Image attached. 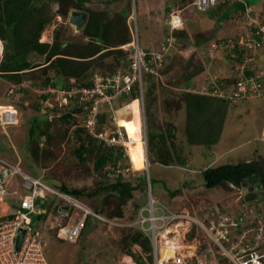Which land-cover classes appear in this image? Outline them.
Here are the masks:
<instances>
[{
	"label": "rangeland",
	"instance_id": "1",
	"mask_svg": "<svg viewBox=\"0 0 264 264\" xmlns=\"http://www.w3.org/2000/svg\"><path fill=\"white\" fill-rule=\"evenodd\" d=\"M162 1L161 7H151L152 10L157 11L158 18L156 24L159 29L153 41H148L153 44V51L161 47L160 43L162 44L163 42L161 39L165 35L163 23L167 17V13H165L164 8L168 5V0ZM245 1L241 0L242 5H238L231 16L227 15L225 19L218 17V20L223 23L220 27L216 23V25L214 24L215 27H213L214 25L209 27L211 30L213 29L211 31L214 34L213 37H218L221 40L240 39L241 36L246 37V35L257 30L254 24H249V17L253 19L257 17L256 20L260 22L259 25H264V0H248L250 6L254 7L255 10H248L245 6ZM226 4L233 6L237 2L232 3L230 0L228 3L223 2L219 6L220 9L215 11L219 14L222 13L227 8ZM258 5H260V9H258ZM125 7L128 8L129 13H133V11L136 13L139 42L143 47L144 40L148 39L147 33L144 32V22L146 21V24H149L147 19L148 9L144 12L143 18L139 0H128L125 2L124 0L113 2L109 0H92L85 6L88 10L97 12L107 11L113 16L119 12H123ZM57 8V5H53L48 10L49 15H52L53 18L51 17L50 24L44 29L40 42L51 43L54 34L58 33L60 40L66 42L69 46L86 44L89 38L84 36V28H78L76 23H70L69 21L71 12L74 10H70L67 17L63 19L53 15V12ZM174 9L177 8L173 7L171 10ZM258 12H260L259 16H255L254 13ZM208 26H210L209 23L191 25L189 31L192 33V36L178 43L180 46H177V50L174 49L167 58L162 75L154 78L151 82L150 85H153V88L150 91H146L148 84L147 77H143V102L141 103L139 97L134 98L129 101V105L121 106L122 109L116 111L120 115V119H123L122 123L125 129L124 127L122 128L127 135H131L129 139L132 142L140 141L138 140L139 133H141V138L145 136L146 148L144 147V153H141L142 144L136 145L135 152L130 153V158L122 157L116 165H111L110 163L99 173L93 171V160L81 164L73 153V150L79 145L74 136V131L75 128L82 127L80 117H75V121L63 123L59 120V117L63 114L62 112L58 115L46 117V115L34 109V102L37 96L35 89L38 88L32 85L30 79L37 81H42L46 77L53 79L52 72L43 75L42 71L38 70L25 74L24 79L27 81L22 83L26 84L29 88H27V92L22 96L13 91L11 95L14 96L13 99L8 97L9 89L13 83L0 75V114L4 111L13 113V110H16L18 115L16 125L0 126V158L12 163H19L24 172L33 177L41 178L49 186H53L54 184L57 186L64 185L70 190H80L83 196L78 199L92 211H99L100 215L107 219V221L112 222V224L90 223L83 230L79 240L71 244L57 239L56 228L53 227L54 221L52 218H48L46 215L43 220H37L36 216H32V226L34 231L37 230L39 232L47 264H128L127 260L134 262L131 257L126 255L128 239L125 237L133 234L135 230L143 228L139 224V216L141 214L143 217H147V207L151 197V200L160 203L171 213L186 214L200 221L218 216L219 212L227 213L232 218H236L235 216H238L239 213H245L243 216H247L249 210L253 209L257 211L256 207L258 206H251V204L244 202V198L250 193V189L247 186L239 189L234 187L207 189L203 183L201 172L206 168L246 161L245 154H248L257 144L254 140L246 141L251 139L250 134H254L259 127V124H257L260 123L259 118L262 115L264 116L263 109L251 110L246 105L251 100L264 98V72H262L264 69H258L259 67L256 66L262 85V90L259 94H247V97L244 98L233 97V93L236 91L235 85H237L241 74L240 71L236 70L238 69L237 65L240 64L230 61L234 55L229 56V52L224 54L216 52L210 57L208 50H210V44L213 41L208 44L202 43L200 46L194 45L195 37L200 34H194V32H200ZM262 41H264V35L262 36ZM0 42L3 49L0 55L1 64L5 43L1 40ZM263 47L264 42L260 49L252 55L254 58L252 64L256 65ZM120 49L124 53L127 52L129 54L130 52L129 46L125 48L120 47ZM113 56L104 60V67L98 65L96 67L97 70L101 71L105 68L110 72L124 70L121 67H117L116 59ZM28 59L32 64H41L44 61L43 57L36 54L29 55ZM200 69L201 73L192 75L190 87L187 89L185 76L200 71ZM207 70L210 73L219 74L217 76H210ZM231 81L234 82L231 83ZM226 84L229 85L228 88ZM211 85L214 89L217 86L226 87L227 92L232 94V98H230L228 113L223 123L219 142L208 150L200 146L188 144L185 134L186 114L184 94L187 91H192L216 97L211 94L212 91L209 89ZM15 87L17 88V86ZM254 116L258 117L257 123L254 122ZM249 118L253 119L254 123L250 122ZM34 119H36L40 128L45 127L44 120L47 119L51 124L50 131L58 139V141L53 140L49 142L48 138L44 136L40 140V147L47 145L49 149L44 150L39 147L37 155H33L30 148H27L28 132ZM148 121H150L153 131L157 134L161 133L166 137L167 133H172V142L175 148H177V153L187 158L184 167L176 164L166 166L156 163L158 157L153 152H149L151 145L147 141ZM164 141L167 149L172 153L171 142L167 141V139ZM156 144L157 141L153 143L154 147L152 146V151L156 149ZM45 146L43 147L45 148ZM249 160L261 161V158L254 154ZM130 163L134 169L129 167ZM115 169L120 171L123 179L131 180L134 184L142 177L146 178L145 183H143L144 185L132 192L133 198L124 204H121L115 191L108 190L94 194V191L101 185L100 180H104L105 183L112 180L113 175H115L113 174ZM19 184V179H15L12 185L8 186V193L10 195H4L0 202V217L12 214L13 211L11 210L16 207V202L12 201L17 198L15 194H12V191L16 190ZM17 191V196L29 194L27 190L20 189V187L17 188ZM53 202L54 197L47 196L44 203L42 205L39 203L38 206L40 209H48ZM204 215H206V218ZM238 226L241 232L247 229L243 228L242 224H238ZM147 227L148 223L144 225V228ZM169 230L170 233L167 234ZM157 234L160 236L158 237L157 244L160 253L164 251L169 252V254L175 253L183 256H191L193 254L201 256L208 249L213 254L218 251V248L210 237L190 224L188 226L182 223H177L176 225L171 223L168 226L165 224L159 229ZM166 238L168 240L172 239L176 245L171 248L168 247L165 243ZM161 240L164 241L161 242ZM225 246L228 247V245ZM131 250L136 254L143 251L138 245L132 246ZM145 253L144 251L142 252L144 256H146Z\"/></svg>",
	"mask_w": 264,
	"mask_h": 264
},
{
	"label": "built area",
	"instance_id": "2",
	"mask_svg": "<svg viewBox=\"0 0 264 264\" xmlns=\"http://www.w3.org/2000/svg\"><path fill=\"white\" fill-rule=\"evenodd\" d=\"M220 3L221 0H193L190 5L198 12H207L215 9ZM249 18V24H254L257 30L238 39L236 44L232 41H228L227 44L212 42L210 50H208L210 57L216 52L224 54L235 45L245 51L242 56L243 61L237 65L238 69H236L241 74L237 85H235L236 91L233 93L235 98H244L247 97V94L257 95L262 90L258 73L253 72L254 74L251 76H245V71L254 70L252 55L262 46V36L264 35V25L261 26L256 19ZM127 24L131 42L121 47H130L129 63L124 70L112 74H102L96 71L91 75V85L88 87L59 89L48 86L42 90L35 89V92L37 95H46L45 99L39 101L40 113L49 117L54 114L53 109L60 111L78 106L80 113L76 116L80 117L82 127L86 132L106 147H114L116 150L122 151V156L128 158L129 139L125 130L118 125L116 111L121 106L129 105L125 98L132 92L136 93L141 103L143 102V77L148 75L158 77L160 75L159 72L167 62V58L177 46H180L178 45L180 41L173 36V32L184 26V19L180 9L173 10L168 14L164 20L166 38L159 51L157 50L158 52L145 50L140 45L135 11L129 15ZM25 87H27L25 84L12 85L8 96H11L13 91ZM211 94L225 99L232 98V94L227 92L226 88L219 86L213 89ZM102 110L108 111V122L101 121ZM17 116L16 110H13V113L4 112L0 115V126L15 125ZM142 143L145 147V136L142 138ZM113 172L115 176L121 174L118 169ZM15 179H19L18 187L27 190L29 194L17 196L18 187L13 190L12 194H15L17 198L12 201L16 202V207L11 210L13 211L12 218L0 219V264H47L39 232L34 231L32 226V216L45 217L47 215L48 218H52L57 239L71 244L79 240L83 230L88 227L89 219L95 223L112 224L73 196L62 193L47 185L41 178L24 172L19 163H12L1 158L0 202L4 195H10L8 186H11ZM47 196L54 197V202L48 209H40L39 203L42 205ZM151 199L152 197L148 202L147 217L140 214L138 220L139 224L143 226L140 231L149 237L152 247L149 254L151 261L144 259L146 264H264V211H259V208L256 209L257 211L249 210L247 216H243L245 213H239L240 215L235 216L236 218H232L227 213L219 212L218 216L200 221L186 214L171 213L160 203ZM204 216L206 218V215ZM146 223H148V230L144 228ZM171 223L193 225L211 238L218 251L213 254L208 249L201 256L194 254L183 256L173 253L172 256L162 257L157 247L158 237H160L157 232L165 224L168 226ZM238 224H242L243 228L247 229L241 232ZM19 236L22 237V241L19 249H16V241Z\"/></svg>",
	"mask_w": 264,
	"mask_h": 264
},
{
	"label": "trees",
	"instance_id": "3",
	"mask_svg": "<svg viewBox=\"0 0 264 264\" xmlns=\"http://www.w3.org/2000/svg\"><path fill=\"white\" fill-rule=\"evenodd\" d=\"M90 1L92 0H0V40L5 43L3 51L4 56L0 64V75L7 81L15 85H20L22 82L27 81L24 79V76L27 73L41 70L43 75H47L52 72L53 79H49L48 77L42 81L30 79L32 85L39 90L45 89L48 86L59 89H70L74 87L90 86V77L96 71L102 74L115 73L116 71L110 72L107 71L106 68L101 71L96 68L98 65L104 67V60L110 56L114 55L113 57L116 59L117 67H121V69L126 68L129 63L128 55L130 52L129 54L127 52L124 53L120 47L131 42V34L127 24V19L131 13H129L128 8L126 7L123 12H119L115 16L107 11L97 12L94 10H88L85 6ZM109 1L113 2L116 0ZM125 1L128 0H124V2ZM192 1L193 0H168V5L164 8L165 13H167L168 16V14L173 11L171 10L173 7L177 8L174 10L185 9L192 3ZM228 1L229 0H223L222 3H228ZM53 5H57L58 7L57 10L53 12V15L56 17L59 16L63 19L67 17L70 10L84 11L87 13L88 19L83 29L84 36L89 38V41L86 44L81 46H69L66 42L60 40L58 33L54 34L51 43L40 42V37L44 29L50 24L53 18L48 12ZM240 5H242V3ZM188 12L189 10L183 14V18L191 16ZM227 15L226 11L223 13L222 18H226ZM173 36L180 42L182 40L185 41L188 37L184 26L174 31ZM213 36L214 34L211 31L200 33L195 37V45L200 46L202 43H208V41L214 38ZM165 38L166 34L163 35L161 41ZM228 41H232L236 44L238 38L215 40L217 44H227ZM227 52H229V56L234 55V57H236H233V59L231 58V62L234 61L235 64L242 63V56L245 53L243 49H240L235 45L234 48L228 49ZM31 54L43 57L44 61L41 64H32L28 59ZM164 67L160 70V75H162ZM254 71L255 70L245 71V76H251L254 74ZM199 73H201V69L200 71L191 73V75L188 74L185 76L187 89L190 87L191 78ZM154 78H156L154 75L147 76L148 84L146 91H150V89L153 88V85L151 86L150 84ZM232 82L234 81H231V83ZM228 86L229 85H227V88ZM209 89L212 91L214 87L211 85ZM29 91L31 90L29 89ZM25 92H27V89L24 88H19L18 91H16L20 96L24 95ZM45 98L46 95L36 96L34 102L35 111L40 112L39 101ZM134 98H137V95L132 92V94L127 96L125 100L129 104V101ZM229 104V98L225 99L187 91L184 94V106L186 114L185 134L188 144L191 146H200L208 150L218 144L223 123L228 113ZM56 110L57 109L52 110L54 114L57 112ZM62 113L63 114L59 117L60 122L68 123V121H75L76 116L74 115L80 113V108L76 106L71 110H64ZM101 115V121L108 122V111L102 110ZM116 117L119 120L121 127H124L125 129V126L122 123L123 119H120L118 112L116 113ZM44 121L45 127L40 128L36 119H34L28 132L27 148H30L33 155H37L39 152L40 140L43 139L44 136L48 138L49 142H52L53 140L58 141L53 132L50 131V122H48L47 119ZM148 122L149 128H147V141L148 144L151 145L149 152H153V154L158 157L156 163L166 166L176 164L184 167L187 158H184L177 153V148H175L172 142V133H167L168 135L166 137L161 133L157 134L153 131L150 121ZM74 136L79 143L78 147L73 150L75 157L81 164L93 160V171L95 173H99L110 163L111 165H116L117 161L123 157L122 151L116 150L114 147H106L102 142L92 138L83 127L75 128ZM130 136L131 135H127L128 138ZM138 136V140L142 139L141 133H139ZM165 139L171 142L172 153L167 149L164 141ZM155 141H157L156 149H153L152 151V146L154 147L153 143ZM42 147L40 148L44 150L49 149L47 145L45 148ZM201 174L204 186L207 189L216 187H234L239 189L246 186L247 178L255 174L259 176L261 183L264 185V163L259 160L242 161L235 164L209 167L202 171ZM113 176L112 180L107 183H105L104 180H100L101 185L94 191V194L102 191L106 192L108 190L115 191L121 204L131 200L133 198L132 192L143 186L146 179L145 177H142L136 184H134L131 180L123 179V176L120 174ZM50 187L77 199L83 196V193L80 190H70L64 185L57 186L54 184ZM246 201L248 204H251V206H258L256 209L259 208V211H264V202L257 201L255 195L251 193L247 194ZM95 212L97 211L95 210ZM97 213H99V211ZM10 218H12V215L0 219L5 220ZM42 218H44V216H38L37 220H41ZM90 223L92 222L89 219L87 226L90 225ZM125 238L128 239L126 255L131 257L135 264H146L145 260L151 261V255L149 254L152 247L149 237L144 232L135 230L133 234H129ZM134 245H138L139 248L146 252V256L142 254L143 251H140L138 254L134 253L131 250Z\"/></svg>",
	"mask_w": 264,
	"mask_h": 264
},
{
	"label": "crops",
	"instance_id": "4",
	"mask_svg": "<svg viewBox=\"0 0 264 264\" xmlns=\"http://www.w3.org/2000/svg\"><path fill=\"white\" fill-rule=\"evenodd\" d=\"M159 1V2H158ZM222 1L223 0H221V3H222ZM232 1V3L233 2H237V4H235V5H233V6H231V5H228L227 6V8H226V10L224 11V12H226L227 11V14L228 15H230L231 16V14H232V12H234V10L236 9V7L239 5L240 6V4L239 3H241V1L239 0V1H233V0H231ZM139 2H140V11H141V13H142V17L144 16V12H146L147 11V9H148V11H147V14H148V23L149 24H146V21L144 22V26H145V31L144 32H146L147 33V37H148V39L145 41L144 40V45H143V47H144V49L145 50H148V51H153L154 50V46H153V44L151 43L152 41H153V39L155 38V35H156V33L159 31V29H158V25L156 24V20H157V18H158V15H157V11L155 12V10L153 9H151V7L152 8H157V6L158 7H161L162 6V0H139ZM157 3V4H156ZM220 3V4H221ZM220 4L217 6V8H215V9H212V10H210V11H207V12H198V11H196L191 5H189V6H187L185 9H187V10H185V9H182V15L184 14V13H186L188 10H189V12H188V14H190L191 16H186V17H184L183 19H184V29H185V31H186V33H187V35H188V38H189V36L191 37L192 36V33L189 31V27L191 26V25H194V24H198V23H209L210 24V26H208V27H206L204 30H202V31H200V32H194V34H196V33H203V32H210V31H212L211 30V28H209V27H211L212 25H214L215 23L217 24V25H219L218 27H220L223 23L222 22H220L219 20H218V17H220V18H222L223 16V13L224 12H222V13H217V11H215V10H219L220 8H219V6H220ZM245 6H246V8L249 10V9H252V10H255V8L254 7H252V6H250V3L248 2V0H246L245 1ZM260 5H258L257 7H258V9H260V7H259ZM181 10V9H180ZM238 10V9H237ZM215 11V12H214ZM260 11V10H259ZM259 14H260V12H258V13H254V15L255 16H259ZM185 15H187V14H185ZM216 16H217V18H216ZM253 17V16H252ZM144 18V17H143ZM257 18V17H256ZM255 18V19H256ZM166 19V18H165ZM164 19V20H165ZM225 19V18H224ZM215 24V25H216ZM215 25L213 26V27H215ZM246 34V33H245ZM241 37H243V36H241ZM240 37V38H241ZM230 38V37H229ZM216 39H219L218 37H214V38H212L210 41H208V43H210L211 41H213L214 42V40H216ZM148 41H151V42H148ZM264 42V41H263ZM208 43H206V44H208ZM194 45H195V43H194ZM196 46V45H195ZM262 53H261V55L259 56V59H258V61H257V63H256V65H254V64H252V66L253 67H255V73H259V72H257V69H256V66L257 67H259L258 69H264V47H263V50L261 51ZM261 58V59H260ZM259 62V63H258ZM263 63V64H262ZM224 66H226L225 64H224ZM207 72L208 73H210L208 70H207ZM262 72H264V70L262 71ZM213 74V75H212ZM219 74V73H218ZM218 74H216V73H210V76H217ZM251 100V99H250ZM246 105L248 106V107H250L251 108V110H256V109H263L264 110V98L262 97V98H260V99H254V100H251L250 102H248V103H246ZM258 107V108H257ZM120 110L122 109V108H119ZM253 116V115H252ZM255 117V116H254ZM254 117H253V119H254ZM257 116L255 117V120H254V122H256L257 123ZM253 119H251V118H249L248 120L250 121V122H253ZM260 123H257V124H259V127H258V129L256 130V132L253 134V133H251L250 135H251V139H249V140H247L246 142H248V141H250V140H254L255 142H257V144L251 149V151L248 153V154H245V160L246 161H251V160H249L250 158H251V156H253L254 154L255 155H257V156H260V158H261V161L262 162H264V116L262 115L260 118ZM253 122V123H254ZM256 129V128H255ZM240 146V145H239ZM246 186L248 187V189H250V193L251 194H253V195H255V193H254V190H253V185H247L246 184ZM245 189V191H247L246 190V188H244ZM255 199L257 200V196L255 195ZM244 202L245 203H248L247 201H246V197L244 198Z\"/></svg>",
	"mask_w": 264,
	"mask_h": 264
},
{
	"label": "water",
	"instance_id": "5",
	"mask_svg": "<svg viewBox=\"0 0 264 264\" xmlns=\"http://www.w3.org/2000/svg\"><path fill=\"white\" fill-rule=\"evenodd\" d=\"M70 23H76L78 28H84L87 22V14L84 12H78L74 10L71 12ZM247 185H253V190L255 195L257 196V200L264 202V186L261 183L258 175H252L247 178ZM22 241V237L19 236L16 241V249H19Z\"/></svg>",
	"mask_w": 264,
	"mask_h": 264
},
{
	"label": "bare ground",
	"instance_id": "6",
	"mask_svg": "<svg viewBox=\"0 0 264 264\" xmlns=\"http://www.w3.org/2000/svg\"><path fill=\"white\" fill-rule=\"evenodd\" d=\"M43 39H44V37H43ZM43 41V40H42ZM2 54V47H1V43H0V55ZM62 89V88H61ZM4 112H7V111H4ZM4 112H1V114L0 115H2ZM7 113H10V112H7ZM117 118V117H116ZM117 122H118V125L121 127V125H120V122H119V120L117 119ZM129 139V138H128ZM140 144H142V150H141V153L143 152L144 153V144L142 143V139H140V141H137V142H132L130 139H129V143H128V145H127V153H128V156H130V153H133V152H135V147H136V145H140ZM146 154V153H145ZM130 158V157H129ZM130 162H131V160H130ZM131 164V163H130ZM146 166V165H145ZM131 168L132 169H134V167H133V165L131 164ZM172 232V231H171ZM170 233V230L169 231H167V234H169ZM167 239V238H166ZM168 240V239H167ZM165 240V243H166V245L168 246V247H173V246H175L176 244H175V242L172 240V239H170V240ZM164 241V240H163ZM162 240H161V242H163ZM161 248H162V246H161ZM193 253V252H192ZM173 254H169V252H162L161 253V256L162 257H165V256H172ZM191 255V254H190ZM127 262H128V264H135L134 262H132L131 260H127Z\"/></svg>",
	"mask_w": 264,
	"mask_h": 264
},
{
	"label": "clouds",
	"instance_id": "7",
	"mask_svg": "<svg viewBox=\"0 0 264 264\" xmlns=\"http://www.w3.org/2000/svg\"><path fill=\"white\" fill-rule=\"evenodd\" d=\"M216 8H217V7H216ZM0 43H1V42H0ZM1 47H2V45H1ZM2 50H3V49H2ZM22 84H24V83H22ZM13 85H15V84H13ZM20 85H21V84H20ZM25 85H26V84H25ZM27 88H29V87L27 86V87H25L24 89H27ZM16 91H18V90H16ZM16 91H15V92H16ZM16 94H18V93H16ZM8 97H9L10 99H13L14 96H8ZM64 110H71V109H67V108H65V109H62V110H60V111H57L55 114L58 115V114H60L61 112H64ZM55 114H53V115H55ZM53 115H52V116H53ZM74 116H76V114H75ZM76 117H77V116H76ZM17 120H18V119H17ZM16 124H17V123H16ZM16 124H15V125H16ZM12 126H14V125H12ZM263 186H264V185H263ZM74 198H75V197H74ZM75 199H77V198H75ZM77 200H79V199H77ZM79 201H80V200H79ZM257 201H259V200H257ZM262 202H263V201H262ZM0 218H2V217H0ZM88 226H89V225H88Z\"/></svg>",
	"mask_w": 264,
	"mask_h": 264
}]
</instances>
